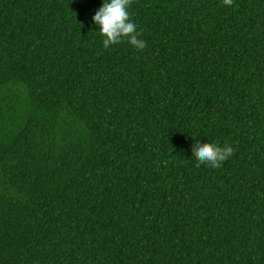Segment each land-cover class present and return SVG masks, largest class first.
Here are the masks:
<instances>
[{"label": "trees", "instance_id": "trees-1", "mask_svg": "<svg viewBox=\"0 0 264 264\" xmlns=\"http://www.w3.org/2000/svg\"><path fill=\"white\" fill-rule=\"evenodd\" d=\"M100 5L0 0V264H264V0Z\"/></svg>", "mask_w": 264, "mask_h": 264}, {"label": "clouds", "instance_id": "clouds-1", "mask_svg": "<svg viewBox=\"0 0 264 264\" xmlns=\"http://www.w3.org/2000/svg\"><path fill=\"white\" fill-rule=\"evenodd\" d=\"M234 0H224L225 5H231ZM131 0H101L100 7L91 17L92 23L103 36L102 46L108 49L112 45L119 44L123 39L137 50L147 47L146 41L139 38L137 25L131 20L129 7ZM193 156L198 158V163L211 167L220 168L232 154L230 145L221 146L216 142H205L202 139H194L192 145Z\"/></svg>", "mask_w": 264, "mask_h": 264}]
</instances>
